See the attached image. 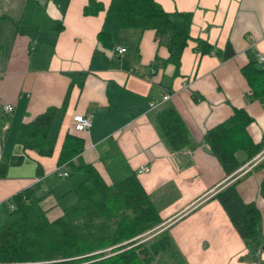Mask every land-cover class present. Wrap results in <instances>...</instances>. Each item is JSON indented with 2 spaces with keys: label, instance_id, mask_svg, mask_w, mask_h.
Masks as SVG:
<instances>
[{
  "label": "crops",
  "instance_id": "crops-1",
  "mask_svg": "<svg viewBox=\"0 0 264 264\" xmlns=\"http://www.w3.org/2000/svg\"><path fill=\"white\" fill-rule=\"evenodd\" d=\"M88 1L0 0L2 152L21 154L16 141L21 122L63 105L52 122V153L29 151L19 164H10L0 176V202L31 187L50 218L61 214L66 197L84 177L80 171L54 173L64 134L75 132L84 138L79 157L107 183L137 175L161 217L154 229L169 231L186 264H264V195L259 192L264 166L255 168L252 158L227 173L204 140L207 129L230 116L234 106L254 117L247 125L251 137H264V108L248 98L241 72L249 59L264 54V0H157L168 11H192L191 38L176 75L172 63L150 66L156 55L169 54L154 29L121 26L118 0H98L102 8L85 13ZM58 20L62 27L57 29ZM197 37L219 48L229 41L235 54L223 59L200 53L194 48ZM119 45L125 50L119 52ZM124 59L128 67L122 66ZM165 101L182 116L193 148L172 150L159 135L152 117ZM6 103L11 110L4 109ZM78 112L91 115L87 130L74 129L72 116ZM140 165L149 169L138 172ZM237 178L241 197L254 201L261 213V233L249 243L214 197Z\"/></svg>",
  "mask_w": 264,
  "mask_h": 264
},
{
  "label": "trees",
  "instance_id": "trees-1",
  "mask_svg": "<svg viewBox=\"0 0 264 264\" xmlns=\"http://www.w3.org/2000/svg\"><path fill=\"white\" fill-rule=\"evenodd\" d=\"M96 5V7H95ZM98 0H89L85 13L102 8ZM120 25L140 29H154L158 43L166 45L168 56H155L158 62L174 65L173 74L179 73L183 48L191 38L189 32L192 11L165 10L157 0H118ZM61 28V20L55 21ZM195 50L214 52L223 59L235 54L228 41L223 48L215 47L205 39L196 38ZM261 62H264L262 60ZM122 66L128 67L123 60ZM241 72L247 80L249 99L258 100L264 108V65L249 59ZM57 106H48L31 119L21 122L16 141L22 146L21 154L2 152L0 176L10 164H19L29 151L50 155L56 135L51 132ZM153 123L167 146L172 150L193 148L195 141L179 111L171 101L163 102L152 117ZM254 120L240 106L233 113L213 125L204 134L211 152L219 159L227 173L234 172L264 150V137L254 140L247 125ZM84 147L83 136L67 131L64 134L57 165L67 167L68 174L83 172L84 177L74 186L76 198L63 205L62 212L50 218L34 196L33 188L26 187L0 202V264H151L162 250L177 248L167 229H154L161 222L157 206L142 186L135 173L107 183L99 171L79 157ZM264 166V156L254 167ZM41 164L37 162V170ZM57 176H62L54 171ZM67 174V175H68ZM239 178L229 182L214 194L240 236L254 241L261 233L260 209L254 201H245L237 188ZM264 195V175L259 183Z\"/></svg>",
  "mask_w": 264,
  "mask_h": 264
},
{
  "label": "built area",
  "instance_id": "built-area-1",
  "mask_svg": "<svg viewBox=\"0 0 264 264\" xmlns=\"http://www.w3.org/2000/svg\"><path fill=\"white\" fill-rule=\"evenodd\" d=\"M117 50L119 52H122L125 50V47L124 46H118L117 47ZM258 59L260 61L264 60V54L263 53H258ZM169 97V93H166L163 95L162 97V100L161 101H164L166 100L167 98ZM155 104H153L152 102H150V106H154ZM4 109L9 111L12 109V105L10 103H6L4 105ZM72 120H73V123H74V129L76 131H82V130H87L91 124H92V120H91V115L88 114V113H83V112H78V113H75L73 114L72 116ZM1 154H2V140L0 138V160H1ZM264 156V150H262L260 153H258L257 155H255L253 157V161L254 163L258 162L262 157ZM149 167L147 165H140L139 168L137 169L138 172H142V171H146L148 170ZM55 171H57V173L59 175H67L68 174V171L66 169H63L61 166H57V168L55 169ZM259 256H263V252H259Z\"/></svg>",
  "mask_w": 264,
  "mask_h": 264
},
{
  "label": "rangeland",
  "instance_id": "rangeland-1",
  "mask_svg": "<svg viewBox=\"0 0 264 264\" xmlns=\"http://www.w3.org/2000/svg\"><path fill=\"white\" fill-rule=\"evenodd\" d=\"M257 63L258 64H263L264 62H261L258 58H257ZM57 121V118L55 120V122ZM52 131H53V125L51 127ZM1 161V160H0ZM261 167V166H260ZM75 173H71L70 176H73ZM64 178V177H63ZM76 198V195L74 194V192L70 193V198L69 196L66 197V204H70L71 202H73ZM254 261H259L258 258H252ZM151 264H186V262H184L179 256L178 254H174L171 253V249H165L160 251L152 260Z\"/></svg>",
  "mask_w": 264,
  "mask_h": 264
}]
</instances>
